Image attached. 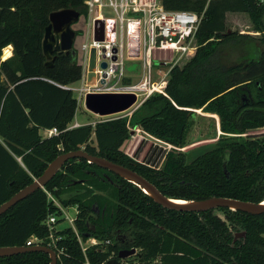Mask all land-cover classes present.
<instances>
[{
	"label": "trees",
	"instance_id": "obj_1",
	"mask_svg": "<svg viewBox=\"0 0 264 264\" xmlns=\"http://www.w3.org/2000/svg\"><path fill=\"white\" fill-rule=\"evenodd\" d=\"M162 3L202 15L195 54L170 70L165 94H152L130 117L69 127L77 100L62 86L80 79L81 61L63 53L45 66L42 39L52 11L85 13L84 0H0V54L8 45L13 48L10 57L0 59V204L40 176L57 155L80 148L131 168L170 198L264 201V133L244 137L264 128V49L226 27L227 13L244 12L264 34V0ZM230 44L245 45L236 62L222 53ZM196 109L216 114L222 134L188 160L180 148ZM53 127L57 134L42 136L43 129ZM134 128L171 145L158 167L122 149ZM75 187L85 193L61 199ZM48 193L64 206H77L74 226L83 240L100 241L83 252L71 226L55 229L56 264H105L125 247L123 235L138 249L123 264H264V213L167 209L137 185L83 158L67 160L43 187L0 215V246H24L32 238L47 244L43 221L57 211ZM239 231L243 235L237 236ZM49 263L42 251L0 257V264Z\"/></svg>",
	"mask_w": 264,
	"mask_h": 264
},
{
	"label": "built area",
	"instance_id": "obj_2",
	"mask_svg": "<svg viewBox=\"0 0 264 264\" xmlns=\"http://www.w3.org/2000/svg\"><path fill=\"white\" fill-rule=\"evenodd\" d=\"M84 6L86 39L81 44V85L62 87L77 92L74 96L77 106L84 104L87 94L135 96L134 103L126 110L100 117H130L152 94H165L170 70L192 57L198 47L196 33L202 15L195 11L167 9L162 0H84ZM97 22L101 39L96 37ZM91 49L95 51L94 78L88 80ZM128 58L140 59L138 75L126 72ZM102 62L106 64L104 68ZM41 132L44 137L58 133L55 127ZM47 195L57 207V211L43 221L49 231L47 246H55L53 231L64 218L71 224L83 252L100 243L96 238H88V243L84 244L74 226L75 216L70 217L51 194ZM74 210L76 214V205ZM35 241V238L29 239L26 245L38 244Z\"/></svg>",
	"mask_w": 264,
	"mask_h": 264
},
{
	"label": "water",
	"instance_id": "obj_3",
	"mask_svg": "<svg viewBox=\"0 0 264 264\" xmlns=\"http://www.w3.org/2000/svg\"><path fill=\"white\" fill-rule=\"evenodd\" d=\"M80 16L79 11L73 8H64L52 11L49 14V23L46 25L42 39V52L45 56V66H51L55 58L60 54H72L77 56V52L73 47L76 31L72 28ZM99 22L95 25L96 37L101 39L97 31L99 30ZM101 29V28H100ZM231 30H227L230 32ZM95 51L91 49L89 59L88 80L94 78L92 69L95 64ZM105 62L101 63V67H105ZM246 88V87H244ZM242 100H246L245 94L241 96ZM135 101L133 94H87L84 100V107L98 116H107L122 112L129 108ZM83 158L89 163H93L101 168L132 182L137 185L144 193H146L155 203L167 209H175L181 211L201 212L208 209L218 207H227L232 210H240L246 213L258 215L264 213V201L251 202L243 201L228 197L210 196L198 200H184L170 198L162 194L159 189L141 174L126 167L122 164L113 162L107 158L93 155L80 148L60 153L52 161H50L40 176L35 178L30 184L24 186L9 199L0 204V215L6 212L17 202L26 198L36 189L43 187L69 159ZM243 233H238L241 236ZM28 251H42L49 255L50 263L56 264L57 254L51 247L43 244H33L24 246H0V257L11 256L17 253ZM135 248L120 249L116 257L108 259L106 264H122L121 259L127 258L135 254Z\"/></svg>",
	"mask_w": 264,
	"mask_h": 264
},
{
	"label": "rangeland",
	"instance_id": "obj_4",
	"mask_svg": "<svg viewBox=\"0 0 264 264\" xmlns=\"http://www.w3.org/2000/svg\"><path fill=\"white\" fill-rule=\"evenodd\" d=\"M85 22V13H81L78 20L72 24V28L76 31V36L73 42V47L77 52V58L81 61L82 59V48L81 44L86 39V26ZM264 23V16H263ZM226 27L228 30L236 31L238 33H243V35L249 36V41L253 42L255 46H259L260 49H264V39L262 38L264 34L255 31L252 25L251 20L248 15L244 12H229L226 14ZM244 44H230L226 45L223 54L231 61H238L242 54H244ZM3 52L0 54V59L2 60ZM191 58V57H190ZM189 58V59H190ZM189 59H185L179 66H183ZM157 62V61H155ZM141 71V61L138 58H128L126 60V72L133 73L138 75ZM138 76H136L137 78ZM169 78V77H168ZM253 81L250 87H253ZM81 81L77 80L74 83L70 84V87H79ZM244 87V85H243ZM77 92L73 91V96H76ZM194 114L191 117V127L187 135V141L184 147L180 148L181 151L187 154L188 160L193 159L198 154L210 149L216 143L218 137L222 134L219 125V117L217 115H211L210 113L203 112L202 109L194 110ZM76 119L82 122L91 121L94 124L98 120L108 119L106 117H100L91 111H88L84 104L81 103L77 106L75 111ZM264 133V128L248 131L244 134V137H258ZM42 134V132H41ZM130 138L123 145L122 149L141 163L148 164L150 166L158 167L160 162L163 159V154L171 147V145L166 144L155 137L149 135L148 133L142 131L139 128H134L130 132ZM85 193V190L82 188H71L65 193L61 194V199H69L74 195ZM92 194H99L97 190H93ZM58 201V200H57ZM70 217L75 216V205H63L59 203ZM67 226H71L67 219H62L57 228L61 229ZM237 233H240L237 232ZM124 243L125 247L123 249L135 248V252L138 251L137 247L131 245V239L129 236L123 235L121 240ZM88 241L84 240V244H87ZM132 256V255H131ZM130 257V256H129ZM112 258V257H111ZM128 258V257H127ZM125 259H121V263H125Z\"/></svg>",
	"mask_w": 264,
	"mask_h": 264
},
{
	"label": "crops",
	"instance_id": "obj_5",
	"mask_svg": "<svg viewBox=\"0 0 264 264\" xmlns=\"http://www.w3.org/2000/svg\"><path fill=\"white\" fill-rule=\"evenodd\" d=\"M5 49H7V50L9 51V54H8V56H6L5 58L2 57V60L6 59V58H8V57H10V56L12 55L13 48H12L11 45H8V46L4 47V48L2 49V52H4ZM196 110H198V109H196ZM210 114H211V113H210ZM211 115H212V114H211ZM213 115H216V114H213ZM213 115H212V116H213ZM86 123H92V122H91V121H87V122L79 121L78 119H76V114H75V115H74V118H73V120H72V122L69 124V127H76V126H79V125H81V124H86Z\"/></svg>",
	"mask_w": 264,
	"mask_h": 264
},
{
	"label": "bare ground",
	"instance_id": "obj_6",
	"mask_svg": "<svg viewBox=\"0 0 264 264\" xmlns=\"http://www.w3.org/2000/svg\"><path fill=\"white\" fill-rule=\"evenodd\" d=\"M8 54H9V51H8L7 49H5L4 52H3V56H4V58H5L6 56H8Z\"/></svg>",
	"mask_w": 264,
	"mask_h": 264
}]
</instances>
